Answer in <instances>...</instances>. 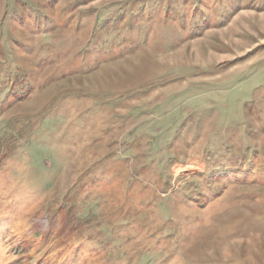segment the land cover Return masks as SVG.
<instances>
[{"label": "rangeland", "instance_id": "obj_1", "mask_svg": "<svg viewBox=\"0 0 264 264\" xmlns=\"http://www.w3.org/2000/svg\"><path fill=\"white\" fill-rule=\"evenodd\" d=\"M0 264H264V0H0Z\"/></svg>", "mask_w": 264, "mask_h": 264}]
</instances>
